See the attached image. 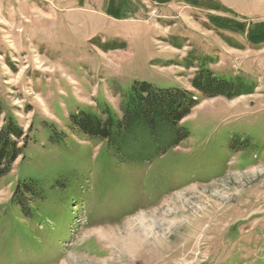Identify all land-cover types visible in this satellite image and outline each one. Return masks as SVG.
<instances>
[{
	"label": "rangeland",
	"instance_id": "obj_1",
	"mask_svg": "<svg viewBox=\"0 0 264 264\" xmlns=\"http://www.w3.org/2000/svg\"><path fill=\"white\" fill-rule=\"evenodd\" d=\"M206 70L252 92L205 98ZM135 81L199 100L150 161L71 129L121 119ZM0 102L27 143L0 179V264H264V0H0Z\"/></svg>",
	"mask_w": 264,
	"mask_h": 264
},
{
	"label": "trees",
	"instance_id": "obj_2",
	"mask_svg": "<svg viewBox=\"0 0 264 264\" xmlns=\"http://www.w3.org/2000/svg\"><path fill=\"white\" fill-rule=\"evenodd\" d=\"M193 86L209 99L220 96L234 99L250 94L253 88L240 79H223L208 70L194 80ZM198 103L192 92L179 88H159L148 82L135 81L127 96L121 119L109 111H105L106 119L92 112L81 111L71 115V129L91 139L106 141L123 160L140 158L150 161L189 138V130L181 124ZM2 111L0 102V118ZM23 136V130L12 120L0 129V179L7 176L15 161L23 156L27 143L20 148L17 142ZM64 137V134H60L54 143H61ZM143 139L153 145L149 155L145 154L144 149L133 155L126 152L128 149L124 150L127 145L137 146ZM18 191L21 192L18 202L24 206V210L26 204L42 192L34 181L19 186ZM24 197L26 201H23Z\"/></svg>",
	"mask_w": 264,
	"mask_h": 264
}]
</instances>
